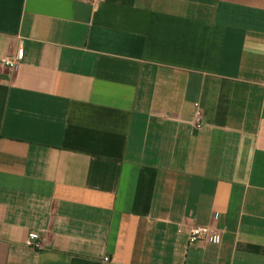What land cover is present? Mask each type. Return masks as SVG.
<instances>
[{"label":"crops","instance_id":"1","mask_svg":"<svg viewBox=\"0 0 264 264\" xmlns=\"http://www.w3.org/2000/svg\"><path fill=\"white\" fill-rule=\"evenodd\" d=\"M0 264H264V0H0Z\"/></svg>","mask_w":264,"mask_h":264},{"label":"built area","instance_id":"2","mask_svg":"<svg viewBox=\"0 0 264 264\" xmlns=\"http://www.w3.org/2000/svg\"><path fill=\"white\" fill-rule=\"evenodd\" d=\"M7 65L10 68H16L17 67V61L13 59L7 60ZM189 110L191 111L195 126L197 128H200L203 124V110L199 102H196L192 105V107H189ZM211 230L208 226H195L191 228L189 232L188 237V244L189 245H195L197 243L203 242L205 238L210 234ZM26 245L30 248L35 249H41L42 244L39 241V234L36 231H32L29 233V236L26 240Z\"/></svg>","mask_w":264,"mask_h":264}]
</instances>
